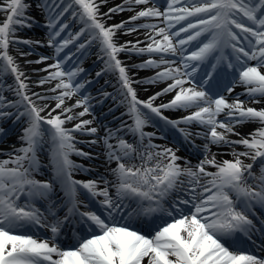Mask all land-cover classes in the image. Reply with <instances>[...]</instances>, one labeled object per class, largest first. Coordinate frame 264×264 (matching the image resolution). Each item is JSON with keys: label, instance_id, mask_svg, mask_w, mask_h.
Masks as SVG:
<instances>
[{"label": "snow or ice", "instance_id": "1", "mask_svg": "<svg viewBox=\"0 0 264 264\" xmlns=\"http://www.w3.org/2000/svg\"><path fill=\"white\" fill-rule=\"evenodd\" d=\"M107 2L39 0L35 4L47 18L46 46L56 54L55 63L40 69L48 75L38 85L58 81L47 92L59 93L49 96L40 92L29 95L27 77L8 52L16 43L45 46L38 40L14 38L17 27H31L34 18L26 14L31 5L25 0H0V13L5 14L0 22V74L14 76V84L0 80V122L23 119L25 125L19 135L22 146L14 148L8 160L0 161V264H264V259L239 250L241 237L251 239L253 231H264L250 218L256 215L257 206L264 210V107L248 106L264 99V0H166L163 11L157 0H123L101 14L100 6ZM137 6L143 7L137 11ZM70 11L83 26L61 39L68 28L62 20ZM124 11L134 14L111 26L102 22ZM141 18H156L160 23H135ZM139 29L147 30L144 47L139 46L140 40L115 41L118 31L131 35ZM83 36L87 40L79 43L78 50L98 43L105 64L102 72H118L119 103L127 108L122 115L132 121L122 122L115 130L106 128L99 138L104 143L105 162L116 164L106 170L112 179L101 174L81 181L73 175L93 171L70 159L73 153L93 158L75 148L73 133L96 134L98 129L88 127L91 120L80 119L90 114L91 96L66 106V100L79 96L85 87V83H74L84 69L64 71L62 66L69 57L62 61L59 54ZM227 49L231 51L224 55ZM121 52L147 53V60L132 67L160 70L134 81L118 58ZM153 54L159 60L151 58ZM48 59L41 56L25 62L39 64ZM161 82L168 83L146 100L138 99L133 83ZM237 86L244 88L247 100L237 94L229 101L223 94H232ZM172 93L166 103L154 104L158 97ZM51 101H55L54 107ZM77 108L83 110L75 112ZM163 110H186L188 114L172 119ZM222 114L225 119L219 120ZM156 118L177 129L193 147H197L193 138L202 137L206 141L203 159L192 165L177 155L178 148L153 144L156 134L144 128ZM77 120L73 127L65 126ZM251 122L260 127L246 137L236 132L238 126ZM181 124H195L205 131L192 132L180 128ZM120 131L131 133L133 142L119 136ZM4 132L0 127V135ZM230 135L240 138L232 140ZM112 139L115 144L109 142ZM45 143L50 144L52 177L41 181L34 173L41 166L37 152ZM210 145L229 147L233 159L217 162ZM236 145H242L244 151H237ZM257 163L258 174L253 171ZM206 165L216 171L208 172ZM57 185L62 197L53 199ZM22 197L26 198L24 204L19 203ZM41 202L46 205L44 211L37 207ZM60 209L67 210L63 217L58 214ZM73 222L82 231L72 246L62 248L61 234ZM260 223L264 225V219ZM37 226L51 235L28 234ZM144 231L153 234H142Z\"/></svg>", "mask_w": 264, "mask_h": 264}, {"label": "bare ground", "instance_id": "2", "mask_svg": "<svg viewBox=\"0 0 264 264\" xmlns=\"http://www.w3.org/2000/svg\"><path fill=\"white\" fill-rule=\"evenodd\" d=\"M26 2V1H25ZM37 0H30V5L33 8V6H35V4L37 3ZM68 2H70V0H68ZM97 3H99V0H96ZM123 3V0H108L107 4H101L100 6V13L103 14L105 12H107L108 8L113 7L116 4H121ZM151 6V5H149ZM143 6H137L136 10H140V8ZM164 8H162L161 11H163ZM75 10V9H73ZM31 11L27 14V15H31V17H36V16H41L42 17V13L40 14V12L36 11L35 9H33V14H30ZM71 13V12H70ZM133 12H129V11H124V12H120V13H116V14H112L111 18H103L102 22L105 23L106 26H111L112 24L115 23H119L121 20H126L129 16L133 15ZM4 13H0V22H2L3 18H4ZM45 14H44V19L45 18ZM76 19H78V21L76 22L77 24H75V20L73 22V24H75V28L74 29H80L83 25L79 20V17H76ZM138 24H142V23H157L159 24L160 21L156 18H141L139 21L135 22ZM72 25V24H71ZM70 26V25H69ZM134 26V25H131ZM160 26H163L162 24ZM126 30H120L116 33L115 36V41L118 44H123L126 41H131L133 43H135L137 40L143 41V43H141L139 46L140 47H144L146 44V40H145V35L144 33L147 31L146 29H139L137 32H134L131 35H125L124 32ZM28 31H24L23 28H19L17 27V31L15 34L16 39H30L33 41H41L45 46L41 47L38 44H33L31 46L29 45H25V44H12L10 45L8 52L10 55L15 57L16 63L20 66V70L22 72L25 73L27 79H26V83L29 84V95H31L32 92H40V93H44L47 94L49 96L51 95H56L59 93V90L57 91V93H51V92H47V89L52 88L55 86V84L58 81H52L51 83H46L43 86L38 85V81L48 75L47 72L44 71H40V69L46 68L48 64H52L55 63V50H51L50 47H47L46 44L47 42L45 41L44 37H42V35H44L45 33H43V29L38 28L36 26L33 27L32 30H30L28 33ZM183 38V37H181ZM83 41V43H85L84 41L87 39L86 36H83L81 38H79L78 40ZM94 44L91 47V50L88 51L86 57L88 58V61H93L95 60L96 62H99V66L98 69H100L101 67H103V69L105 68V64H104V58L102 57V53H100V49L98 46V43H92ZM37 48V49H36ZM19 50V51H18ZM19 52H31V55L28 56H20ZM41 56H47L49 57V59L43 63H26V60H31V61H36L38 60ZM118 58L123 62V66H125L127 69H129L128 71V75L130 77L133 78V80H145L151 76H153L157 71H159L160 69H139V68H134L132 67L133 64H139L142 63L143 61L147 60L149 58V54L145 53L143 55H137L135 53H129V52H121L118 54ZM153 59H157L159 60V55L153 54L152 57ZM167 59H179L178 57L175 58H170V56L166 57ZM254 63V62H249ZM95 73V72H94ZM96 75V73H95ZM4 77V79L2 78ZM104 77H109V86H104L103 88L106 90L107 93H110L111 90L115 91L109 95L108 97H113L114 93H117V95L115 97H117V99L114 101L112 98L111 103H114L116 106L115 114L116 116L120 119V123L122 124V122H127L128 124H131V119L128 115H120L119 112L123 111V114L127 112V108L124 104L119 103V100L122 98L118 95V89L120 87V84L118 82V72L114 73L112 71H105L103 74V78L100 79L101 82L103 83V79ZM66 79V78H65ZM0 80H3L6 84H14V76L12 75H7V76H3L2 74H0ZM168 82H161L158 84H146V83H133V87L135 88V90L137 91V95H138V99L141 98H148L150 95L155 94L156 92L160 91L163 87L166 86ZM188 86V85H186ZM244 88L242 86H237L235 88V91L232 94H227V93H223L227 96V98L229 99V101H231L232 99L235 98V96L237 94H241L240 95V99L241 100H247L248 97L244 94ZM6 96H8L9 98H12V93L7 92L5 90L4 93ZM172 94H168L162 97H158L155 101L154 104L155 105H159L161 103H166L168 100L171 99ZM87 96H91L92 99L90 101L91 104V110H90V114H86L84 117L80 118V119H87V120H91L92 124L89 125L88 127H96L98 129L96 134H88L86 132H74L73 135L76 138V142H75V148H77L78 150L88 153L90 156V153H92V161L91 159L85 158V157H81L78 156L76 154H72L70 156V159L73 160L76 164H80L83 165L86 168H91L93 169V171L91 172H85V171H79V172H74L75 174V178L78 177V180L81 181H86L89 179H95L97 176L103 174L105 176H107L108 179H112L111 175L106 171L109 168H114L116 167L115 162L112 163H106L105 162V148H104V143L102 139H99L100 137H103L105 135V131L106 128L107 129H113L115 130V126L112 125L111 121L108 122H104V120H102V118H98V110H95L92 107V104H94V96H92L91 94H87ZM78 96H73L72 99L66 100V106H70L72 104L75 103L76 99H78ZM51 107L55 106V101H51L50 102ZM248 106H252V107H256V108H261L264 107V99H261L260 103L257 104H253V103H249ZM82 108H77L74 111L75 112H79L82 111ZM193 111L195 109H192ZM165 115H171L174 110H163ZM188 111L183 110V115H187ZM106 116L108 117V115H104L103 118H106ZM219 120H224L225 117L223 116V114L221 116L218 117ZM8 121V120H6ZM0 122V127H3L5 122ZM9 121H12V119H9ZM79 120L77 121H72L68 124H66L65 126L68 128L73 127V125L75 123H78ZM112 125V126H111ZM25 126L24 125V120L21 119L19 122L13 123L12 124V128L9 129V133L8 136H6L5 140L0 142V161L3 160H8L10 158V155L13 154V149L14 148H18L21 147V141L19 140V135L21 134L22 131V127ZM187 127L189 131L192 132H196V131H200V132H204L205 129H203L202 127L198 126V125H191V126H186L184 124L180 125V128H185ZM260 127V125L258 123L255 122H251V123H245V124H241L240 126H238L236 128V132H238L240 134V136H248V134L250 132H252L254 129ZM120 128V127H119ZM149 133H156L158 131V128L150 123L148 126L145 127ZM118 129V128H117ZM219 130V129H218ZM119 136L123 137L125 140H127L128 142H133V136L131 133H128L126 131H120L118 133ZM240 136H236V135H230L229 139L232 140H237L240 138ZM195 142L201 143L202 146L203 144L206 142L202 137H194L193 138ZM93 140H99L98 143H90V141ZM112 144L116 143L115 139H112L109 141ZM15 145H14V144ZM145 143H147V140H145ZM163 147H170L173 149L177 148V145L173 144V143H166L164 145H162ZM161 146V147H162ZM85 147V149H84ZM210 150H211V154H215V158L217 160V162H222L224 160H232L233 156L231 155V150L229 147L227 146H216V145H210ZM179 149V148H178ZM236 150L237 151H244V147L242 145H236ZM45 151L47 153L45 154H50V145L49 148H45ZM177 155L180 157H183L185 159H187L188 161L191 162L192 165H195L197 163H199V161L201 159H203V152L198 155L197 157L189 154L188 152H183L181 151V149H179V151L177 152ZM39 161L40 164L41 163H46L49 168L51 167V162L49 158H46L44 155L39 157ZM43 161V162H42ZM183 164V161H180ZM246 163H250V160L245 159ZM206 170L208 172H215L216 168L212 165H206ZM52 170V169H51ZM52 173V171H51ZM50 176V173H47ZM59 187V186H58ZM101 187H103V185L101 184ZM59 190V189H58ZM60 192V191H59ZM37 207L41 208V211H44V207L40 206L39 204H37ZM58 214L60 216L64 215L62 209H60L58 211ZM51 233L48 232L46 233V235L42 238H45L46 236H50ZM40 238V237H39ZM63 248V247H62Z\"/></svg>", "mask_w": 264, "mask_h": 264}, {"label": "rangeland", "instance_id": "3", "mask_svg": "<svg viewBox=\"0 0 264 264\" xmlns=\"http://www.w3.org/2000/svg\"><path fill=\"white\" fill-rule=\"evenodd\" d=\"M37 49V48H36ZM75 83H78V81L75 79V81H74ZM257 174H258V172H256Z\"/></svg>", "mask_w": 264, "mask_h": 264}]
</instances>
